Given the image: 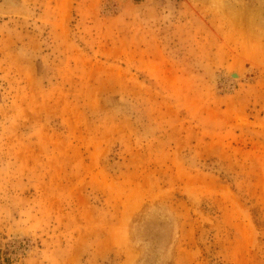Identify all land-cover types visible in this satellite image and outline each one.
<instances>
[{
    "label": "rangeland",
    "instance_id": "1",
    "mask_svg": "<svg viewBox=\"0 0 264 264\" xmlns=\"http://www.w3.org/2000/svg\"><path fill=\"white\" fill-rule=\"evenodd\" d=\"M0 264H264V0H0Z\"/></svg>",
    "mask_w": 264,
    "mask_h": 264
},
{
    "label": "bare ground",
    "instance_id": "2",
    "mask_svg": "<svg viewBox=\"0 0 264 264\" xmlns=\"http://www.w3.org/2000/svg\"><path fill=\"white\" fill-rule=\"evenodd\" d=\"M230 75H231L232 78H237L238 77V73L235 72V71H231Z\"/></svg>",
    "mask_w": 264,
    "mask_h": 264
}]
</instances>
